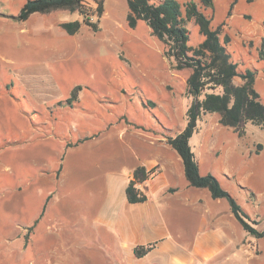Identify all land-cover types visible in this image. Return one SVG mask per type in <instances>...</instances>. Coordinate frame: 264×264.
I'll list each match as a JSON object with an SVG mask.
<instances>
[{"label":"rangeland","instance_id":"374dc122","mask_svg":"<svg viewBox=\"0 0 264 264\" xmlns=\"http://www.w3.org/2000/svg\"><path fill=\"white\" fill-rule=\"evenodd\" d=\"M28 1L0 0V264H35V259L53 264L48 250L55 240L42 223L53 194L50 181L58 183L60 166L67 159V167H97L120 149L125 160L132 151L122 144L130 139L131 129L146 137H176L187 125L192 102L186 96L191 70L175 69L174 61L165 57V45L144 21L129 28L126 0H106L96 33L83 24L79 12L34 14L19 22L15 18ZM88 4L95 9L92 1ZM204 12L213 18L214 28L223 24L222 38H230L240 70H260L255 88L264 104V61L259 54L264 42V0H214V8ZM74 21L82 28L69 36L60 25ZM186 27L189 45L197 47L204 41L199 26L192 20ZM78 86L79 99L70 105L67 100ZM249 129L248 142L230 136L227 149L223 143L215 154H205L208 165L264 167V150L258 156L250 154L252 141L264 146V129L253 125ZM107 142L112 146L110 155L101 153L99 146ZM237 145L248 148L239 161L233 157ZM226 154L227 159H222ZM119 160L113 167L125 166ZM251 190L264 197V183L242 191L239 198L248 210L251 203L246 195ZM90 199L83 187L73 204L76 215L86 205L83 227H61L60 242L62 247L70 242L67 248L73 253L82 241L83 253L90 252L95 259L91 215L96 202ZM55 207L64 212V205L54 202ZM261 210L264 224V204ZM260 243L264 250V239ZM78 252L82 253L79 248Z\"/></svg>","mask_w":264,"mask_h":264},{"label":"crops","instance_id":"0c3cea01","mask_svg":"<svg viewBox=\"0 0 264 264\" xmlns=\"http://www.w3.org/2000/svg\"><path fill=\"white\" fill-rule=\"evenodd\" d=\"M230 46L231 42L228 48L233 58ZM259 80L260 70L256 83ZM235 83L241 84V80L237 79ZM199 122L190 144L198 159L200 174L215 176L251 220L259 222L255 227L262 231L264 224L260 215H263L264 197L251 190V195H246L251 210L245 208L239 197L253 184L264 183V167H210L204 157L215 154L220 144L224 143L227 149L225 142L230 136H236L240 143L248 142L249 126L253 124L243 127L245 135L241 137L234 128L221 125L218 114L202 115ZM122 145L132 151L125 160H122L120 149L110 155L112 146L103 143L99 145L103 147L101 153L110 156L98 162L97 167H67L70 164L67 159L60 166L58 183L53 179L50 181L53 194L48 216L42 225H46L47 234L55 240L48 250L54 257L53 264H264L260 243L264 238L257 239L243 228L227 199H215L208 189L189 184L183 162L168 145L166 137L156 134L146 137L142 131L131 129L130 139ZM258 145L261 150L257 149ZM240 146L237 145L233 155L237 161L247 155L248 148L244 150ZM263 150L260 142L252 141L251 156H258ZM117 159L125 166L113 167ZM222 159H227V154ZM139 167L155 173L146 181H139L134 176ZM133 181H138L136 188L140 195L147 197L145 202L128 201L126 191ZM83 187L88 188L90 200L94 198L96 202L91 215L95 224L91 227L94 230L91 251H95V259L90 252L83 253L82 241L79 247L75 244L77 250L73 253L67 248L70 242L64 247L60 242L63 238L61 227H83L86 205L78 215L73 208ZM57 195L59 201L55 200ZM54 202L64 205V212L62 208L53 209ZM87 222L90 223L89 219ZM139 248L148 251L138 257L136 250ZM35 264L40 262L35 259Z\"/></svg>","mask_w":264,"mask_h":264},{"label":"trees","instance_id":"16d2710c","mask_svg":"<svg viewBox=\"0 0 264 264\" xmlns=\"http://www.w3.org/2000/svg\"><path fill=\"white\" fill-rule=\"evenodd\" d=\"M88 1L95 4L92 9ZM128 5L127 23L135 29L139 21H144L151 29L153 36L165 45V57L174 61L175 69H190L191 74L186 82V96L192 98L186 112L187 125L176 137L165 136L168 145L179 155L189 184L196 188L208 189L215 199L225 198L231 210L243 228L257 239L264 238V229L259 231L256 221H252L235 198L226 191L220 181L213 175L202 176L199 172L198 159L193 152L190 140L197 131L202 115L218 114L223 126L234 128L242 137L243 127L251 123L264 128V104L256 90V68L240 70L239 63L234 62L228 45L231 40L223 35V24L213 27V18L205 14L207 8H214V0H126ZM106 0H29L15 18L25 22L34 14L46 15L55 11L79 12L83 24L93 32L100 31V22L105 13ZM96 18V20L94 19ZM194 21L204 41L197 47L189 45L190 35L187 23ZM61 28L69 36L76 35L82 28L78 21L64 22ZM260 60L264 61V42L259 49ZM241 80V84L235 81ZM81 87H76L67 103L73 105L79 99ZM204 95V98H200ZM261 150V145H258ZM61 171V167L59 173ZM155 171L147 172L139 167L134 176L139 181H146ZM127 198L130 203H142L147 200L139 195L134 182L127 187ZM148 249L136 250L142 257Z\"/></svg>","mask_w":264,"mask_h":264},{"label":"built area","instance_id":"2783aa9c","mask_svg":"<svg viewBox=\"0 0 264 264\" xmlns=\"http://www.w3.org/2000/svg\"><path fill=\"white\" fill-rule=\"evenodd\" d=\"M134 183H135V185H137L138 184V181H133ZM140 195V194H139Z\"/></svg>","mask_w":264,"mask_h":264}]
</instances>
